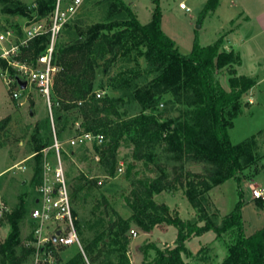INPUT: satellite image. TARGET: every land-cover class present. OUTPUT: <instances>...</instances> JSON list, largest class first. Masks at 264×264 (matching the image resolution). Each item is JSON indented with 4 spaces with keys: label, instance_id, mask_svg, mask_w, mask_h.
<instances>
[{
    "label": "trees",
    "instance_id": "16d2710c",
    "mask_svg": "<svg viewBox=\"0 0 264 264\" xmlns=\"http://www.w3.org/2000/svg\"><path fill=\"white\" fill-rule=\"evenodd\" d=\"M55 2L39 0L37 9L30 11L17 1L15 10L24 17L37 15L41 18L53 11ZM108 2L110 10L105 21L92 25L72 44L56 49L59 71L54 80L53 98L57 104L55 116L58 123H63L71 114H79L85 131L104 136L101 145L93 146L109 177H115L119 166L116 152L127 139L135 144L133 159L127 168L128 178L138 162L147 159L145 149L162 143H166L168 151L178 154L179 158L206 163L210 169L205 175L187 172L186 183L180 182L179 178L170 180L166 175L134 183L138 185L126 198L134 211L132 217L113 223L107 236L106 231H101L92 240L84 239L90 264L101 261L103 248H108L107 254L112 253L115 250L113 245H120L118 257L126 259V248L130 243L127 232L132 221L145 232L160 224L178 229L176 247L163 252L151 245L156 255L145 264H186L182 257L187 253L186 241L209 231H213L217 238H223L227 255L221 264H264V229L249 237L245 235L241 203L223 218L219 226L210 219L205 206L208 203L205 195L215 186L234 179L240 188L243 171L254 159L252 143L234 144L229 136L235 120L248 106L243 97L256 84L253 78L238 75L241 55L226 51L223 37L208 46H201L196 39L192 51L183 54L163 32L158 8L154 10L151 22L143 25L123 0ZM218 5L219 0H207L203 16L215 11ZM15 28L21 33L20 27L16 25ZM48 42V35L31 41L23 49L20 60L35 61ZM119 59L135 61L136 68L120 71L113 77L112 87L119 91L118 96L97 98L95 86L100 68L103 73L110 72ZM141 60L145 67L141 66ZM2 66L6 68L5 61ZM10 73L15 75L12 68ZM222 76L227 77L229 91L221 84ZM134 102L142 106V112L124 117L126 112L121 113L120 107ZM160 105L164 109H160ZM172 111H177L178 116L171 117ZM79 115L74 119H79ZM50 128L49 122H41L33 130L32 151L37 160L33 181L36 184L42 179V150L54 141L46 135ZM2 146L4 144L0 143ZM177 183L185 189L188 201L198 211L199 221H204V225L182 220L178 214L171 215L167 205H158L153 200L154 195L170 191ZM256 201L262 207L264 201ZM26 213V207L21 203L7 215L10 233L0 245L4 256L2 264L21 263L16 258L15 247L20 242V222ZM76 225L78 227L77 220ZM32 251L29 249L27 253ZM62 264L85 262L81 255H77Z\"/></svg>",
    "mask_w": 264,
    "mask_h": 264
},
{
    "label": "rangeland",
    "instance_id": "374dc122",
    "mask_svg": "<svg viewBox=\"0 0 264 264\" xmlns=\"http://www.w3.org/2000/svg\"><path fill=\"white\" fill-rule=\"evenodd\" d=\"M19 1L26 5L30 11H35L39 0H0V29L6 27L15 28L16 25L24 28L29 21L40 18L35 15L32 18L24 17L16 12L15 3ZM71 0H66L70 2ZM129 4L138 21L148 25L152 20L156 8L160 11L161 28L171 38L183 54L192 51L197 39L201 46L211 44L214 38L216 20H209L211 13L203 16L207 0H123ZM184 3L189 11L180 8ZM110 10L108 0H85L77 15L61 31L57 47L72 44L79 36L87 33L88 29L105 21ZM51 13L41 17L45 24H49ZM200 26V27H198ZM260 63L247 59L241 67L238 75L253 76L255 86L243 97V102L248 106L244 113L234 122L229 130V136L234 144L242 142L252 143L254 159L243 171V178L239 188L234 179H229L223 184L215 186L205 195L208 203L205 204L208 216L218 226L223 218L234 211L241 203L240 214L247 237L264 229V202L262 207L252 196L251 182L264 189V50ZM145 67V62L140 61ZM136 68L135 61L117 60L110 72L103 73L100 68L95 86L96 92H102L103 96H118L119 91L112 87V79L120 71ZM6 76L0 70V245L5 242L10 233V224L7 215L13 212L23 203L27 213L20 222V242L15 247L16 258L20 264H31L34 247L33 224L30 219V211L35 207L38 184L33 181L37 160L33 157L32 135L36 124L49 122L50 130L46 133L48 138L54 140L52 121L48 107L40 93L32 88L19 101L12 98L6 85ZM142 81V79H140ZM259 82V83H258ZM143 83V82H142ZM221 84L226 90H230L227 77L222 76ZM16 88V87H15ZM53 124L58 141L62 143L61 157L72 198V205L78 222V234L83 248H64L59 251L58 264L67 263L77 255H81L85 264H90L89 254L86 250L84 239L92 240L101 231L109 233V227L120 219L127 220L134 214L128 205L126 198L130 197L132 190L138 181L150 180L161 175L168 179L186 183L187 172L199 175L207 174L210 166L206 163H198L186 160L176 153L168 151V145L162 143L145 149L147 159L138 162L131 176L127 177V168L132 161V153L135 144L129 139L120 144L116 152L119 167L115 177H109L99 162V156L91 144L71 146L67 141L77 131L75 123L82 124L79 114H71L63 123H58L55 116L57 104L53 98ZM160 109H164L160 105ZM142 106L134 102L120 107L124 117L135 116L141 113ZM177 111H172L171 117L178 116ZM73 115V117H72ZM79 115V119L75 120ZM55 152L50 149L48 159L53 163ZM44 159V154H43ZM258 170L257 175L255 172ZM75 197V198H74ZM156 204L168 206L170 214H178L182 220L198 222L200 226L204 221H199V213L194 209L185 195V189L179 183L170 191H163L154 195ZM136 232V236L131 231ZM130 243L126 248V259H119L120 245H113L114 251L107 254L103 248L101 261L97 264H145L156 255L150 248L155 245L159 250L166 252L176 247L178 229L174 226L160 224L150 232H145L136 222H131L127 232ZM187 253L183 254L186 264H221L227 255L223 238H217L213 231L201 236H193L186 241ZM111 251V250H110ZM3 253L0 248V264L3 261Z\"/></svg>",
    "mask_w": 264,
    "mask_h": 264
},
{
    "label": "built area",
    "instance_id": "2783aa9c",
    "mask_svg": "<svg viewBox=\"0 0 264 264\" xmlns=\"http://www.w3.org/2000/svg\"><path fill=\"white\" fill-rule=\"evenodd\" d=\"M84 1L71 0L66 3V0H56L48 25L44 23L43 18H38L29 21L24 28H21V33L11 27L0 29V70L6 75L4 76L6 85L12 98L20 101L30 89H36L48 107L54 133L53 144L42 150L44 154L42 179L37 188L35 207L30 211L34 237L31 264H58V248L76 246L84 253L64 172L61 157L62 143L57 139L53 124V86L59 71L55 59L58 37L64 26L77 15ZM180 8L189 11L184 3H180ZM43 35L49 36L44 51L35 61H21L23 49L27 48L31 41ZM3 61L7 64L6 68L2 66ZM10 68L15 71V75H11ZM20 82L26 83L24 89ZM102 96V92H96L97 98ZM75 126L77 133L67 141L69 145L78 146L84 143L101 145L104 142L105 138L102 134L85 131L79 122H76ZM50 149L55 152L53 163L48 159ZM118 171L122 172V167H119ZM251 190L255 200L264 201V189L258 188L254 182H251ZM131 234L137 235L133 230Z\"/></svg>",
    "mask_w": 264,
    "mask_h": 264
},
{
    "label": "crops",
    "instance_id": "0c3cea01",
    "mask_svg": "<svg viewBox=\"0 0 264 264\" xmlns=\"http://www.w3.org/2000/svg\"><path fill=\"white\" fill-rule=\"evenodd\" d=\"M213 19L216 23L213 22L215 29L212 43L223 37L224 49L241 55L238 72L247 59L260 63L261 50H264V0H219L218 7L209 18L211 22Z\"/></svg>",
    "mask_w": 264,
    "mask_h": 264
},
{
    "label": "water",
    "instance_id": "95a60500",
    "mask_svg": "<svg viewBox=\"0 0 264 264\" xmlns=\"http://www.w3.org/2000/svg\"><path fill=\"white\" fill-rule=\"evenodd\" d=\"M198 27H200V26H198ZM21 83V87L24 89L25 88V86H26V83L25 82H20ZM38 202V201H37ZM59 234V233H58ZM54 240H55V237H54Z\"/></svg>",
    "mask_w": 264,
    "mask_h": 264
}]
</instances>
